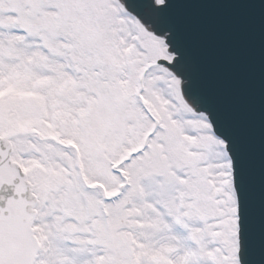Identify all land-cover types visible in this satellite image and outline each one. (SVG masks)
Listing matches in <instances>:
<instances>
[{
  "label": "snow or ice",
  "instance_id": "6c2138e0",
  "mask_svg": "<svg viewBox=\"0 0 264 264\" xmlns=\"http://www.w3.org/2000/svg\"><path fill=\"white\" fill-rule=\"evenodd\" d=\"M0 264H264V0H0Z\"/></svg>",
  "mask_w": 264,
  "mask_h": 264
},
{
  "label": "water",
  "instance_id": "95a60500",
  "mask_svg": "<svg viewBox=\"0 0 264 264\" xmlns=\"http://www.w3.org/2000/svg\"><path fill=\"white\" fill-rule=\"evenodd\" d=\"M233 22L232 18L223 14L206 18L208 31L205 37V44L212 55L224 57L236 47L238 40L230 31V26Z\"/></svg>",
  "mask_w": 264,
  "mask_h": 264
}]
</instances>
